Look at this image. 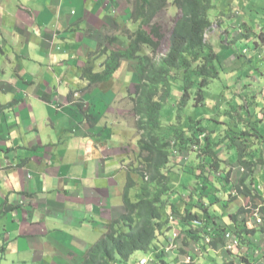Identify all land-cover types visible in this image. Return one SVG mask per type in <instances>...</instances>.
Wrapping results in <instances>:
<instances>
[{"label":"crops","instance_id":"crops-1","mask_svg":"<svg viewBox=\"0 0 264 264\" xmlns=\"http://www.w3.org/2000/svg\"><path fill=\"white\" fill-rule=\"evenodd\" d=\"M133 1L0 0V264L81 262L123 212L124 144H135L121 128L127 123L115 118L116 87L122 81L117 71L95 83L84 73L88 67L93 73L103 70L117 44H108L107 36L127 41L136 27ZM237 2L232 0V7ZM251 17L245 20L263 29L264 21ZM259 38L264 33L255 41L231 42L222 78L232 88L218 103L224 98L234 111H243L226 118V127L237 123L234 132H251L247 142L264 159V65L254 66L264 53ZM247 47L251 56L240 54ZM215 109L221 117L219 105ZM215 129V134L224 130ZM253 132L261 138L256 144ZM219 149L223 162L236 160V147ZM263 165L254 178L264 179ZM149 251L135 253L129 264L150 259Z\"/></svg>","mask_w":264,"mask_h":264},{"label":"trees","instance_id":"trees-1","mask_svg":"<svg viewBox=\"0 0 264 264\" xmlns=\"http://www.w3.org/2000/svg\"><path fill=\"white\" fill-rule=\"evenodd\" d=\"M217 1L134 0L131 19L136 28L128 31L125 45L109 52L101 72L93 73L92 67L85 70V77L91 83L102 82L113 76L124 58L136 61L134 65L138 81L129 87V93L132 94L134 113L138 116L136 125L139 138L132 149L133 162L126 166L127 179L122 192L123 212L112 219L105 233L88 247L80 264H124L138 251L147 253L154 248L158 257L156 264H168L162 256L166 254L164 248L173 240L170 235V215L180 217L175 241L182 238L187 244L194 242L195 248H200L203 253L200 256L203 264L214 262L204 251L207 247L216 252L229 253L224 248L227 231L239 238L240 246L246 247L245 251L240 256L235 255V261L225 258L212 264L258 263V245L251 238L257 229L248 227V220L253 216V209L260 206L261 197L254 195L245 184L246 181L253 182L254 174L259 164L263 165L264 159L258 156V148H253L247 142L246 135H251V132H234L230 126L221 131V139L214 140L207 129V122L211 118L185 113L188 107L204 105L205 90L210 83L227 74L224 61L228 45H215L206 38L212 27L211 12L217 9ZM256 1L251 0L244 14H249L250 18L254 15L264 21V16L256 10ZM227 3L228 6L217 10V14H224L228 8V19L238 24V30L230 34L234 41H255L257 36L263 35L264 31L256 28L253 19L245 20L240 11L238 17L235 16L236 13L229 8L232 2ZM167 9L175 11L174 14H170ZM165 13L169 16L166 31L159 20L160 15ZM166 37L167 50L159 55ZM116 40L118 38L114 35L107 36L109 44ZM145 49H149L153 55L140 54ZM174 85L179 91L177 95L173 93ZM191 111L194 112V109ZM185 124L186 127L183 126ZM202 132L206 136L200 141L198 135ZM252 135L255 144L261 141L257 132ZM221 144L236 147V160L225 163L218 157L216 150ZM195 145L198 149H195ZM187 154L195 155L194 158H207L205 163L191 166V169L196 170L191 172L196 182L202 178L204 182H209L207 176L210 174L223 187V182L229 181L234 170L240 174L235 189L247 199L245 206L227 215L217 213L214 205L225 207L223 201L231 198V202H234L236 196L228 192L225 193L227 198H223L224 194L219 188L212 189L201 180L194 190L188 192L189 200L185 203L183 197L188 183L175 189L172 175L173 170L185 171L187 162L184 157ZM134 187H138L135 197L130 192ZM181 203H185L183 213L179 209ZM259 208L264 216V205ZM197 257L190 254V261L184 264H195ZM239 257L241 261L237 260Z\"/></svg>","mask_w":264,"mask_h":264},{"label":"rangeland","instance_id":"rangeland-1","mask_svg":"<svg viewBox=\"0 0 264 264\" xmlns=\"http://www.w3.org/2000/svg\"><path fill=\"white\" fill-rule=\"evenodd\" d=\"M233 1H237V0H233ZM219 2V4H218ZM227 2H231L230 0H218L216 2L217 9L211 12V20H212V28L209 31V33L207 34V38L212 40L213 43L215 45H218V43H220L223 39H226L228 42L231 41V39H233L232 37L229 36L228 32L230 33V30H228L230 28V26L228 25V22L223 21V16L224 15H219V13L217 14V10L219 9H225L228 6ZM251 0H239L235 5L239 6L243 12H244V8H247L251 3ZM256 10L257 12L261 15L264 16V0H257L256 1ZM223 5V7H221ZM171 8V6H170ZM169 8V9H170ZM167 9V11L169 10ZM175 11H170V14H174ZM256 12V13H257ZM257 13V15H258ZM225 16L228 17V11H225ZM259 16V15H258ZM168 14H162L159 17L161 26L163 28L164 31H166V29L169 27L168 24ZM228 19V18H227ZM136 25V24H135ZM258 28V27H257ZM264 30V27H263ZM225 37V38H224ZM264 39H260L257 40V43H260L259 41H261V46H264ZM125 42H127L126 40L123 42V40H117V44L116 46H114V49H117L118 47H123L125 45ZM168 47V37L165 38L159 55H162L163 53L166 52ZM107 49V46L105 47ZM108 50V49H107ZM107 52V51H106ZM152 52H150L149 49H145L142 51V55H148L149 56L153 55L151 54ZM106 58V57H105ZM264 57L258 61H255L254 66L261 68V65H264ZM135 60H130V59H124L122 61V64L120 65V67L117 69V79H120V81H122L124 83V80L127 81L126 86L123 84L122 82L121 84L119 83V81L117 82V92H118V96H117V110L115 111V118L117 119L116 121L119 123L121 121H125V123H127L125 126H122L120 124H118V127H121L123 130L128 131V133L126 134V136H128L129 139H131L130 141H133V145L135 144L136 139L138 140L139 138V132L137 130V119L138 116H136V113H134V109H133V102L131 100V97L129 93V89L128 87H130L131 85H133V83H136L138 81V74L136 72L135 69ZM124 63V64H123ZM123 67V68H122ZM122 68V71H121ZM255 77H257V79H259V77L257 75L254 74ZM109 80V79H108ZM224 78L221 79H215L213 80L209 87L205 90L206 91V104L202 105V106H195L193 108H186L185 109V113L186 112H190L192 115L195 113V110H198L199 112H201L203 115H205L206 117L211 118V116H213L214 112H215V104L217 102V99H219L220 97L222 98V95H228L226 88H232L231 84H227L226 82H224ZM242 82L240 81V83L237 86V90L241 87ZM243 90V89H241ZM228 91H230L228 89ZM179 91L176 90V86H173V93H175L177 95ZM241 100L243 98H240ZM229 101V99H228ZM232 102V101H231ZM231 102L226 103L224 101V98L220 101V103L217 102V105H220V108L218 109L219 111H222V116H215L216 119H219L217 122V120H213V121H208L207 123L209 124V126L207 127V129L210 131V126L211 128H216L218 125L221 128H224V130L226 128H229L232 123H229L228 127H226L227 125V119L229 118V116H233L234 118L236 116H238L237 112L235 113L234 111V107L231 106ZM244 105V104H243ZM192 109H194V112L191 111ZM227 110V111H226ZM240 112L243 114V111ZM165 113V112H164ZM184 113V112H183ZM167 114V113H166ZM261 113H258L257 117L260 116ZM165 115V114H164ZM239 118V117H238ZM187 118L185 117V120ZM255 122H259V120L257 119ZM183 126H187L186 124ZM236 128L239 126V124L236 123V125H234ZM226 127V128H225ZM236 128H234L233 130H236ZM249 130H252L251 128H249ZM221 131H218V134H215L214 132V136L218 139L222 138V133ZM235 135V134H234ZM128 144V143H127ZM124 144V156L126 159V166L129 163H132V149H134L132 146ZM131 149V150H130ZM221 150H217V153L220 154ZM186 156V155H184ZM195 155L193 156V154H187L186 157H184V160H186L187 165H185V171H180V170H173V175H172V181H173V188H180L182 186V184L184 183H188V188L184 191L185 192V196L183 197V201L186 203L189 200V197H187L188 192L191 190H194L195 186L198 184L199 182H196V178L194 176H192L191 172L193 171V173L196 171L194 168L191 169L192 165H195V167L197 165H201L203 163H205L207 161V158H194ZM202 157V156H200ZM177 159H179V156L177 157ZM135 163V162H134ZM261 170H263V168H258L256 170V172L260 173ZM183 174L184 178L183 179H179L180 175ZM259 176H256V178H253V182L252 183H248L246 181V186L249 187V189L251 190V192L256 195V196H260L263 195L264 196V179L262 178H258ZM207 178L209 179V182H204L203 178L201 180V182H203L204 184H207L208 187H212V189L215 188H219V191H221L224 194L223 198H227L225 193H232V196H236V199L234 200V202H231V198H229L228 200L223 201V203L226 204L225 207H222L220 204L218 205H214L217 207V213H222L224 215H227L229 212H235L238 209V206H245V204L247 203V199L243 196V195H239L238 192L235 189V185L238 183L239 178H240V174H237L236 172H232V175L229 179V181H224L223 182V187H220L218 180H216V178H213V176H211L210 174L207 176ZM126 184V183H125ZM138 191V187H134L131 189V196L135 197V193ZM208 192V190H206ZM261 202H264V198L261 197ZM185 203H181L179 205V209L181 211V213L184 212V207H185ZM255 210V209H254ZM254 210L252 212V218L250 220H248V227H256L257 231L255 232V234H252L251 238L254 240V243H257L258 248H257V252L256 255H259V260L258 263L255 264H264V216H263V222L261 225H256V220H255V216H254ZM174 222V224H176L180 217L178 215H176V217L174 216H169ZM226 219V217H225ZM189 241V240H188ZM191 241V240H190ZM187 246H185V245ZM153 248V247H152ZM245 245H242L239 249L233 251V252H229V253H222L221 251H214L211 250L210 247H207L205 253L207 254V256L209 257V259H213L214 262L219 260V262L222 261V259H228L231 260L235 255H241L244 251H245ZM153 253L151 256V260H148L147 262H144L143 264H156L158 262V257L156 255L157 252L154 253V251H156V249H152ZM138 255L140 256H147L148 252H142V251H138L137 252ZM193 254V255H197L198 257L196 258L195 264H203V260L201 259V255L203 254L201 249L199 248H195L194 242H189V244H187L186 242L182 241V238H180L179 240L175 241L174 247H173V251L167 254H164L162 256V258L164 257L165 260L167 261L166 263L168 264H184L186 262H188V258L189 255ZM136 255V254H135ZM135 255L133 256L132 259H134ZM224 255H228V256H224ZM81 260V259H80ZM238 261H241V258L239 257L237 259ZM231 261H235V257L234 260ZM214 262H210L211 264ZM134 263L136 264H141L139 261H135ZM67 264V263H64ZM72 264H80V261H72ZM124 264H129V262H125ZM216 264V263H215ZM218 264V263H217Z\"/></svg>","mask_w":264,"mask_h":264},{"label":"clouds","instance_id":"clouds-1","mask_svg":"<svg viewBox=\"0 0 264 264\" xmlns=\"http://www.w3.org/2000/svg\"><path fill=\"white\" fill-rule=\"evenodd\" d=\"M231 2H232V0H230ZM218 4H219V2H218ZM218 6V5H217ZM229 6H230V4H229ZM229 8H231L232 10H233V12H235L236 13V15L235 16H237L238 17V11H240V13H243V15H244V12H243V10L239 7V6H236V7H232V4H231V6L229 7ZM228 9V8H227ZM225 10V11H228V10ZM246 10V8H244V11ZM246 12H247V10H246ZM222 15H224V14H222ZM242 15V14H241ZM245 16V15H244ZM225 17V18H224ZM228 17H226V16H223V21H225L226 20V22H228V25L230 26V28L228 29V30H230V33L228 32V34H229V36H230V34H232V33H234L235 31H237L238 30V24L237 23H235L234 22V20L233 19H227ZM243 18V16L241 17V18H239V20H240V22H241V19ZM235 19H237V18H235ZM231 21V22H230ZM136 28V27H135ZM212 28V27H211ZM256 28H257V26H256ZM258 29H260V27L258 26ZM261 29H262V27H261ZM134 30V29H133ZM263 30V29H262ZM209 33V32H208ZM207 33V34H208ZM207 34H206V36H207ZM230 37H232V36H230ZM259 36H257V38H258ZM207 38V37H206ZM225 38V37H224ZM233 38V37H232ZM208 39V38H207ZM261 38H259V40H260ZM106 41H107V39H106ZM234 40L232 39V41H227L226 39H223L220 43H218V44H226V45H228V48H229V46H231V42H233ZM213 42V41H212ZM107 43L109 44V42L107 41ZM111 45V44H110ZM248 52L250 53V56H251V49L250 48H244V49H242L241 50V53L240 54H242L243 56H245V55H247L248 54ZM264 57V53H259V58L260 59H262ZM125 59V58H124ZM123 59V60H124ZM122 60V61H123ZM131 60V59H130ZM121 64H122V62H121ZM222 97H223V95H222ZM221 98V97H220ZM217 102H218V99H217ZM217 102H216V104H217ZM205 104H206V102H205ZM204 104V105H205ZM216 104H215V106H216ZM219 108H220V105H219ZM238 111V112H237ZM237 111H235V113L237 112V114H240L241 112H240V108H238L237 109ZM217 111L215 110V112H214V114H213V116H211V120L210 121H213V120H217V122H220V121H218L219 119H216L215 118V116H218V115H215V113H216ZM218 112H222V111H218ZM205 116V115H204ZM214 122V121H213ZM231 128H232V126H231ZM214 131V132H216L217 131V129H213V128H211V126H210V131ZM208 132V133H212V134H214V132ZM221 134V133H220ZM205 136H206V133L205 132H202V133H200L199 135H198V139L200 140V141H203L204 140V138H205ZM221 139V138H220ZM222 145V144H221ZM195 147V149H198V146L197 145H195L194 146ZM221 147V146H220ZM219 147V148H220ZM219 148H218V150H219ZM217 151V150H216ZM221 152H222V149H221ZM217 155H218V157H219V154L217 153ZM222 160V159H221ZM225 161V160H224ZM226 163H227V161H225ZM235 168H233V170H234ZM242 171H243V169H242ZM233 172H235V170L233 171ZM261 197L262 198H264V196L263 195H261ZM260 201H261V199H260ZM259 205L260 206H262V205H264V202H260L259 203ZM259 206V207H260ZM259 207H257V208H255V210H254V216H255V220H256V225H261L262 224V222H263V215H262V213H261V210H260V208ZM238 208H239V206H238ZM259 219H260V221H259ZM169 221H170V226H171V232H170V235H171V237H172V239L173 240H171V242L164 248V252L167 254V253H170V252H172L173 251V247H174V244H175V239H176V237L178 236V229H177V227H178V221H176L177 223L176 224H174L173 222V220L171 219V218H169ZM254 227H255V225H254ZM176 234V236H174L173 234ZM227 234H231V236L232 237H234L235 239H236V241H237V244H236V246L234 247V248H232V249H228L227 248V241H228V238H227ZM225 250H227V251H229V252H233V251H235V250H237V249H239L241 246H240V242H239V238L234 234V233H232L231 231H227V233H226V235H225ZM206 241L208 242V239H206ZM170 244H173L172 245V247L170 248V250H166V248L170 245ZM153 251V250H152ZM150 252V251H149ZM155 252H157V251H154V253ZM153 253V252H152ZM235 257V256H234ZM234 257L232 258V259H234ZM148 260H151V259H145V258H142V259H140L139 260V262L141 263V264H143L144 262H147ZM188 261H190V255H189V258H188ZM249 264H255V263H249Z\"/></svg>","mask_w":264,"mask_h":264},{"label":"built area","instance_id":"built-area-1","mask_svg":"<svg viewBox=\"0 0 264 264\" xmlns=\"http://www.w3.org/2000/svg\"><path fill=\"white\" fill-rule=\"evenodd\" d=\"M259 221H260V219H259ZM173 235L176 236L175 233H174ZM227 238H228V241H227V248H228V249H232V248H234V247L236 246V244H237L236 239H235L234 237H232L231 234H227ZM172 245H173V244H170V245L166 248V250H167V251L170 250V248L172 247Z\"/></svg>","mask_w":264,"mask_h":264}]
</instances>
